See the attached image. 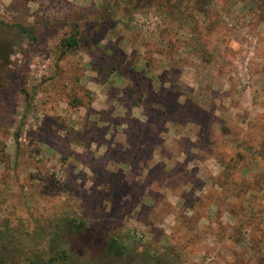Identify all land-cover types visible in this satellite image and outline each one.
<instances>
[{
  "label": "rangeland",
  "instance_id": "obj_1",
  "mask_svg": "<svg viewBox=\"0 0 264 264\" xmlns=\"http://www.w3.org/2000/svg\"><path fill=\"white\" fill-rule=\"evenodd\" d=\"M193 17L0 0V223L70 215L185 264H264V0Z\"/></svg>",
  "mask_w": 264,
  "mask_h": 264
},
{
  "label": "trees",
  "instance_id": "obj_2",
  "mask_svg": "<svg viewBox=\"0 0 264 264\" xmlns=\"http://www.w3.org/2000/svg\"><path fill=\"white\" fill-rule=\"evenodd\" d=\"M125 3L130 12L152 7L165 16L186 14L193 19L196 12L206 14L211 0H125ZM164 8L170 9L166 11ZM7 28L8 25L0 21V39ZM78 32L76 30L75 34L62 40L63 54L77 49L80 44ZM26 37L36 41L35 29L20 24L12 38L21 40ZM39 228L32 234L24 229L23 221L14 224L3 220L0 223V264H73L83 257L88 258V264H185L183 253L174 247L160 250L145 244L140 248L131 244L129 239L104 232L106 227L102 224L95 227L70 215H60ZM97 232L101 235V244L91 242L86 246L83 241L98 237ZM100 245L102 259L93 254Z\"/></svg>",
  "mask_w": 264,
  "mask_h": 264
}]
</instances>
